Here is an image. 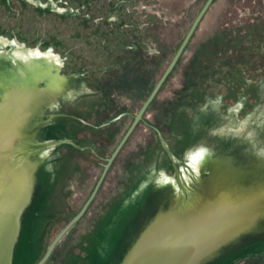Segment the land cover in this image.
<instances>
[{"label":"water","instance_id":"obj_1","mask_svg":"<svg viewBox=\"0 0 264 264\" xmlns=\"http://www.w3.org/2000/svg\"><path fill=\"white\" fill-rule=\"evenodd\" d=\"M190 0H0V264H45L85 213L213 0H205L74 213L68 161L97 151L89 68ZM59 264H226L264 257V75L197 98ZM67 222V223H66ZM66 223V224H65ZM63 224H65L63 226ZM56 227H62L49 242Z\"/></svg>","mask_w":264,"mask_h":264},{"label":"rangeland","instance_id":"obj_2","mask_svg":"<svg viewBox=\"0 0 264 264\" xmlns=\"http://www.w3.org/2000/svg\"><path fill=\"white\" fill-rule=\"evenodd\" d=\"M205 0H190L177 19L163 14L144 15L140 39L120 54L89 68L85 77L101 95L87 124L121 116L91 133L96 158L79 153L68 161L76 186L66 205L76 213L90 194L104 161L128 127L157 78L183 38ZM241 32V51L228 59L204 62L200 51L218 32ZM252 75H264V0H213L177 64L160 87L139 123L108 168L94 198L77 223L53 249L45 264H59L115 194L137 173L151 147L174 122L176 115L192 113L197 98L212 90L231 88ZM67 223V222H66ZM65 223V224H66ZM63 224V226L65 225ZM62 227L48 237L50 242ZM226 264H264V257L238 256Z\"/></svg>","mask_w":264,"mask_h":264},{"label":"trees","instance_id":"obj_3","mask_svg":"<svg viewBox=\"0 0 264 264\" xmlns=\"http://www.w3.org/2000/svg\"><path fill=\"white\" fill-rule=\"evenodd\" d=\"M241 32L236 28L224 29L218 32L214 39L200 51V55L204 62L221 60L228 62V59L237 56L241 51L240 38Z\"/></svg>","mask_w":264,"mask_h":264}]
</instances>
